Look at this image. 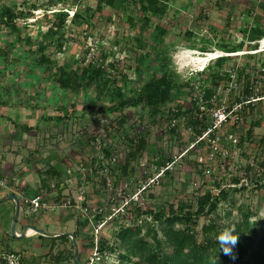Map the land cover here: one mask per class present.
Here are the masks:
<instances>
[{
  "label": "trees",
  "instance_id": "16d2710c",
  "mask_svg": "<svg viewBox=\"0 0 264 264\" xmlns=\"http://www.w3.org/2000/svg\"><path fill=\"white\" fill-rule=\"evenodd\" d=\"M51 1L53 0H44V15L40 19L29 23L28 18L33 17L35 6L29 8V11H25L26 9L21 5L19 6V4L17 5L15 1L10 3L7 0H2L3 5L0 8L2 35L3 37L6 35L10 37L6 38L8 40L4 42L5 47H0V61L2 63L12 66L24 65L28 70L25 77L31 81L32 87L40 86L43 83H51L53 86L58 85L63 90L64 97L68 94L70 99L73 98L74 100L77 97L81 98L83 93L86 101H89L93 95L98 96L101 98L99 104H89L86 107L95 109V115H99L103 111L118 112L119 115L114 126L115 135L123 130L128 118L125 114L127 108L142 107L148 109L149 114L155 117L164 115L162 113L165 107L170 104L172 106H169L167 115L171 126L170 130L173 133L181 126L182 118H185L186 124L191 125L198 135L203 134L207 128V123H211V120L207 119L205 113L203 119H200L201 106L212 107V97L218 94L220 86L223 85L226 89L229 85H232L231 74L235 70H226L227 68H225V63L230 56H219L212 61H215L214 63L211 62L214 65L210 63L203 70L184 76L183 73L178 72L172 66L173 55H170V49L174 47L175 42L173 41L170 44L165 42L169 30L167 25L162 24L156 25L152 40H148L151 44L145 42L146 40L144 41L140 36H136L140 53L131 68L135 78H132L128 72L123 70L122 61L115 58L113 51L101 50L99 52L100 58L96 56V58L89 59L88 54L82 59L75 57L74 66L68 65L66 62L58 60L57 56H51L48 53L52 45L57 48V53H65L70 42L66 35L68 28L71 27V30H73L72 26L75 28H94L93 18L98 13L101 14L107 7H121L126 2L138 7L141 16L138 19L135 18L136 20L132 16L128 19L130 25L136 30L140 29L141 32L150 25L153 19L162 20L168 16L171 7H173L171 0H95L94 6L85 5L86 0H57V2H54V6L50 4ZM63 1L67 3L61 9L47 12L48 9L51 10ZM23 5L25 6V4ZM74 7L76 8L71 16L70 10ZM180 10L183 11V8H179ZM30 29L37 31V38L31 34ZM241 31L244 32V37L249 40L250 44L264 38V26L262 24L255 27L246 25L242 27ZM186 34L190 42L183 45H187V48L195 49L197 43L194 42H207L205 37L198 38L195 36L192 30H185L183 35ZM11 36L14 39H11ZM244 41L243 38L239 46L232 48L225 42L220 43L218 46L219 49L225 52H237L244 47ZM255 45L257 48L258 44ZM27 46L29 48H26ZM101 46L102 44L97 41V50H100ZM214 66L218 69L213 68ZM242 71L239 70L240 75H242ZM20 72H12L9 76L2 74L0 75V82L6 77L10 79L11 83L15 79L21 80L23 76L20 75ZM250 75H248V79L243 85L240 81L241 78H238L237 82L235 81L236 87L230 91V97L233 100L230 101L232 102L231 105L244 103L243 108L238 111L239 118L230 127V133L237 134L238 126L242 122H247L248 114H251L257 106L256 102L264 101V91L256 90L258 80L256 78L251 79ZM26 82L29 83V81ZM15 83L18 84L16 81ZM19 86H22V84H19ZM10 88L12 87L10 86ZM76 103L77 101L72 105V111H75ZM262 120V118H259L251 124L246 133L249 139L254 129L263 124L264 121ZM227 124H224V126ZM105 135H93L90 141H100L99 150L112 161L115 148L108 144L109 138ZM147 137V133L142 130H139L137 138L129 137L131 146L129 152H127L126 160L122 164L116 158V169L126 171L130 167V170L134 171L135 167L131 166V160L135 159L137 154L142 153L147 147ZM211 137L214 138L215 135L213 134ZM238 137L237 147L242 145L244 135ZM191 139L196 140V137ZM233 146L230 144L229 148L233 150ZM205 149V143L199 142L185 154H181L182 156L161 158L160 162L156 164L159 166L168 164L170 167L165 170V175L161 177L160 182L164 177L171 175V168L179 159H188L187 155L193 152L198 153L199 157L197 159H200ZM245 155L249 156V153ZM216 156L223 157L224 160H231L230 156H223L222 151H218ZM189 161L195 164L196 167H201L200 172L202 173V169L205 167L204 162L192 159ZM99 166L102 168L100 160ZM245 168L246 182H242V177L236 175L233 176V182L228 186H222V184L216 182L219 187L216 190L199 186L196 196L181 199L178 206L175 203H169L168 210L161 208L159 211H154L144 207L142 203L132 202L122 214L123 218L131 214L134 223L128 225L124 221L126 225L119 229L112 241L100 237L99 250L102 261L98 264L110 262L107 261V258L114 253L117 254L118 259L116 264H264V219L257 217L258 213L249 203H244L238 207L237 210L241 213V218L233 225L223 224L221 222L223 217L218 214L220 205L226 201V197L229 196L232 190L236 192L247 190L250 188V183H255L258 189L264 188V156H254L251 161L247 162ZM98 171V168H93L85 175L92 179V173ZM102 186L105 190L108 189L105 177ZM82 189L86 197L87 190ZM91 190L92 193L100 191L95 186ZM85 204L87 205V198ZM231 204L235 206L236 202L232 200ZM89 205L91 206V204ZM99 209H102V207H99ZM212 214H215L214 218L205 223L199 231L197 227L201 218L203 216L209 217ZM231 215V212H227L226 218L231 217ZM95 216L96 219H101L102 212H97ZM89 224L88 219H86L84 225ZM226 226L234 228L236 234H238L231 255H225L222 251H219L216 243L218 232ZM75 235L77 236V233ZM61 238L71 241L69 256L71 259H75L73 240L67 235H63ZM88 247L91 254L85 264H89L93 253L94 241L92 237ZM67 254L68 252L65 251L59 252L58 255L54 256L53 261L60 262L68 259Z\"/></svg>",
  "mask_w": 264,
  "mask_h": 264
},
{
  "label": "rangeland",
  "instance_id": "374dc122",
  "mask_svg": "<svg viewBox=\"0 0 264 264\" xmlns=\"http://www.w3.org/2000/svg\"><path fill=\"white\" fill-rule=\"evenodd\" d=\"M7 1H15L17 5L19 4V6L21 5L23 7V4H25V11H29V8H34L35 6V10H38V14L34 15L36 20L43 16L42 8L44 6V0ZM54 2H57V0L51 1L50 4L54 6ZM66 3V1L59 3L58 6L54 7V10L57 11L61 9ZM1 4L2 0H0V5ZM85 5L94 6L95 0H86ZM171 5L173 7H171L167 17L162 20L153 19L150 25L141 30V32L140 29H134L130 25L128 19L130 16H132L133 19H138L139 16H141L138 7L130 5L128 2L121 7H107L101 14L98 13L93 18L92 22L95 25L94 28H75L74 26H72L73 30H71V27L68 28L66 35L70 42L68 43L69 47L65 53H57L55 45H52L48 53L51 56H57L58 60H62L68 65L74 66L75 57L82 59L88 54L87 57L89 59H93V57L96 58V56L100 58L99 52H101V50L108 52L113 51L115 58L122 61L121 66L123 70L128 72L132 78H135L131 68L134 66L136 58L140 53L136 36H140L144 41L146 40L145 42L151 44L148 40H152L151 38L154 35L156 25L162 24L165 26L167 25L169 30L165 42L167 44L173 41L175 42L173 45L174 47L170 49V55H173L172 66L173 68L175 67L178 72L183 73L184 76L192 72L203 70L209 62L211 63L213 60L217 59L219 55L229 54V60L225 63L226 70H235V76L241 78L240 81L242 85L246 83L248 75L251 74V79L256 78L259 81L256 90H260L261 92L264 91V71L261 70V67L264 66V38L250 44L249 40L244 37V32L241 31L242 27L246 25L255 27L258 24H262V26H264V0H205L201 2L196 0H171ZM186 6L188 8H185ZM75 8L76 7L70 10L72 12L71 14H73ZM179 8H183V11H179ZM34 21L35 20H28L29 23ZM185 30H192L198 38L205 37L207 42H194L197 43L195 49L187 48V45L183 44L190 41L187 34L183 35ZM31 34L37 38V31H32ZM243 38L245 44L240 51L225 52L219 49L218 45L220 43L223 44V42L231 48L239 46ZM97 41L102 44L100 50H97ZM191 44L193 45V43ZM255 44H258L257 48ZM192 45L190 46L193 47ZM180 46L186 49L183 57H177L176 55V49ZM215 56L217 57L215 58ZM213 68L218 69L216 66ZM239 70H243L241 72L242 75H240ZM260 71L262 72L260 73ZM207 85L209 86V84ZM95 97L93 95L91 100ZM95 99L97 100L96 102H100L101 100L98 96ZM231 101L233 100L231 99ZM256 105L253 112L248 114L247 122H242L238 126L240 129L237 127V139L239 135H244L242 145L235 147L233 150L224 147L222 144L218 145L220 149L223 148L224 154L228 151L227 155L230 156L231 160H224L223 157L217 156L211 157V153H215L216 151L213 146H210L211 143L209 147L207 146L208 149L206 148L203 150V154H201L204 156L206 155L203 157V160L197 159L199 154L196 152L188 154V159H179L177 163L172 166L171 175L164 177L160 184L150 188L148 193L145 194L142 199L144 207H148L154 211H159L161 208H166L168 210L167 207L169 203H175V205L178 206L181 203V199L196 196L199 186L216 190L219 188L216 182L222 184V186H228V184L233 182V176L236 175L242 177V182H246L245 167L247 162L251 161L254 156H264V122L261 126L254 129L250 139L246 134L253 122L257 121L259 118H262V121H264V101L260 103L256 102ZM169 106H172V104L165 107L162 113L164 115H157L155 117L149 114L148 109L142 107L127 108L125 114H127L128 118L123 130H121L120 133H116V135L114 134V126L117 116L119 115L118 112L103 111L99 115H95V109H90L87 116H83V113L79 110L77 114L78 117H76V119L73 118L68 123V135L64 137L65 141L62 142L65 154H68L69 157L72 156L75 160L80 162L75 166V169L81 174L80 177L89 181H85V184L94 183L95 187L100 189L99 195L91 196V201L87 200L89 204H95L92 206L95 209L93 212L94 215L101 210L99 207H102V218L105 219L113 212V209L116 210L122 207L123 200L135 194L140 188V182L144 180L143 174L146 169L152 171L153 167L151 165L159 163L161 158H175L184 154L189 144L192 143L193 140L191 138L195 137L196 134L187 128L188 124H186L185 118H182L181 126L175 133L170 130L171 126L167 115L168 109L170 108ZM69 112L72 114L71 111ZM99 118H103L105 121L98 122ZM59 126L58 132L62 130L61 125ZM231 126H233V123L221 127L218 130V134L220 136L227 135V133H230L229 130ZM139 130L147 133L148 145L142 153L137 154L135 159L131 160V166L135 167L134 171H131L130 167L126 171L116 169L117 160L122 164H124L126 160L127 152H129L131 146L129 137L137 138V134L139 136ZM103 134H106L105 136L109 138L108 144H111L112 148H115L113 151V155L117 157L115 162L101 153L98 142L90 141L93 135ZM61 137L63 136L59 135L57 139L60 138V140H62ZM247 153H249V156L245 155ZM94 154L95 158L93 161ZM191 159L204 162L205 167L202 169V173L200 172L201 167H196L195 164L189 161ZM99 160L102 164V168L99 166ZM141 161L145 162L146 166L151 167L145 166L146 168H143L144 166L141 165ZM82 165L86 167L85 171L80 169ZM93 168H98L99 171L93 172L91 176L92 179H89L85 174ZM109 172H112L110 173L112 177V188L105 190L102 186L103 179ZM68 175H72V173H68ZM164 175L165 173L163 176ZM77 180L75 182H77ZM249 185L250 188L247 190L237 192L232 190L229 196L226 197V201L220 205L218 214L223 217V219H221L223 224L233 225L234 222H237L241 218V213L238 212L237 209L244 203H249L258 213L257 217L259 219H264V188H256L255 183H250ZM89 187L91 190V186ZM121 191H125L126 194L119 195ZM111 196H116L115 198H117V200L111 202ZM48 200L51 205L49 198ZM232 200L236 202L235 206L231 204ZM53 207L54 205L52 204V208ZM49 209H44L43 211ZM227 212L232 213L231 217L226 218ZM214 216L215 214L209 217L203 216L197 227L198 230L200 231L203 225L208 223ZM33 217L34 216H29V219ZM82 218L84 221L86 220L83 216ZM254 219H256V217H254ZM106 220V224L100 229V237L111 241L114 240L116 233L122 226L134 223V218L131 214L123 218L122 213L113 219ZM84 226L85 230L83 236L84 240L87 242L92 237L94 230L90 224ZM117 260L116 253L110 254L109 258H107V261L110 262L107 264H116L118 262Z\"/></svg>",
  "mask_w": 264,
  "mask_h": 264
},
{
  "label": "crops",
  "instance_id": "0c3cea01",
  "mask_svg": "<svg viewBox=\"0 0 264 264\" xmlns=\"http://www.w3.org/2000/svg\"><path fill=\"white\" fill-rule=\"evenodd\" d=\"M0 26V47L4 48L6 38L10 37H3L1 23ZM11 39L14 38L11 36ZM19 71L23 76L21 80L15 79L12 84L6 77L0 82V178L6 177L15 187L14 191L0 186V264H7L5 256L10 253L20 255L22 264H78L76 258L69 256L71 241L61 238L67 235L72 239L69 234L75 233L79 261L85 264L90 256V239L84 240V219L78 210L56 207L55 203L64 195L76 194L82 188L87 190L88 201H91V196L100 194L90 190L89 186L92 189L94 183H86L85 186L87 179L80 177L75 169L80 162L65 154L62 145L68 135L67 125L78 117L79 110L87 116L90 108L86 106L99 102H96L95 95L94 99L86 101L84 93L81 98L77 97L78 100L70 99L68 94V98L64 97L63 90L51 83L32 87L31 81L25 77L28 70L24 65L12 66L0 61V75L9 76ZM76 101L75 111H72ZM59 125L62 130L58 132ZM59 135L63 136L62 140L57 139ZM94 158L95 154L93 161ZM70 168L72 175H68ZM21 191L30 197L45 193L54 207L30 214L27 206L23 205ZM12 195L17 196L20 206L15 226L18 203ZM29 216L34 217L29 219ZM62 251L68 252V259L53 261L54 256Z\"/></svg>",
  "mask_w": 264,
  "mask_h": 264
},
{
  "label": "built area",
  "instance_id": "2783aa9c",
  "mask_svg": "<svg viewBox=\"0 0 264 264\" xmlns=\"http://www.w3.org/2000/svg\"><path fill=\"white\" fill-rule=\"evenodd\" d=\"M37 11H38L37 9L36 10L33 9V13H35L34 15L38 14ZM42 11H43L42 14L44 15L45 9L42 8ZM53 11H55L54 8H51V10L48 9L47 12H53ZM34 15H33V17L28 18V20H30V21L36 20ZM72 15L73 14H71V16ZM223 55H229V54H223ZM261 68H262L261 70L264 71V66H262ZM261 72L262 71H260V73ZM231 77H232V80H231L232 85H229V87H227L226 89H224L223 85L220 86V88L218 90V94L213 95L212 100H211L212 105H213L212 107L206 108L203 105L201 106V114L199 115L200 119L201 120L203 119V116L205 113L207 115V119L211 120V123H207V128L203 132V134L198 135V133H196V131H194V129L191 125L187 126V128L190 131H192L196 134V136H195L196 140L192 141V144L190 145V147L187 148L185 153L190 148H192L194 145H196L199 142H204L206 145V148H207V146L209 147V144L211 143L210 146L211 147L213 146L216 150L215 153H211V155H210L211 157H216V153H218V151H222L223 156H228L227 155L228 151H226L224 154L223 148L220 149L218 147V145L222 144L224 147L228 146L227 148H229L230 144H232V145H234L233 148L237 147L236 145L238 143V139H237L235 133H227V135H221V136L218 134V130L221 127H224V124L234 123V121H236L239 118L238 111H240L244 105V103H242V104L236 103L234 105H231L232 102H230L231 101L230 91H231V89L236 87V82L238 80V77L235 76V71L232 72ZM257 82H259V81H257ZM100 121L104 122L105 119L99 118L98 122H100ZM213 134L215 135L214 138L211 137ZM99 142L100 141H98V143ZM205 156L203 155L200 159L203 160V157H205ZM116 158H117L116 156H113L112 161L115 162ZM141 165L144 166L143 168L149 167V166H146V163L143 161H141ZM151 166L153 167L152 171L147 170V169L145 170V172L143 174L144 180L143 181L141 180L140 188L138 189V191L135 194L131 195L129 198H125L123 200V206L120 208H117L116 210L113 209V212L108 217H106L105 219L101 218V220L100 219L94 220V219H96V216L93 214L95 209L92 208L88 202H87V205L85 204L86 203V197H85V193H84L83 189H80L79 192L76 194L64 195L61 199H58L56 201L55 205L57 207L78 210L80 212V214L85 219H88L90 225L93 227V230H94V232H93L94 248H93V253H92V256L90 258L89 264H98L100 261H102V255H101V252L99 250V248H100V229H102L103 225L106 224V222H107L106 219H113V218L117 217L120 213H124L126 207L129 204H131L132 202L142 203V199L144 198L145 194L148 193L150 188L160 184V179L163 176V174L165 173V170L170 167V165H168V164L166 166H159L155 163ZM80 169L82 171H85L86 167H84L82 165ZM151 172H154V173H151ZM68 173L69 174L72 173L71 168L68 170ZM110 173H112V172H109V174H107V176L105 177L106 186L108 189L112 188V177L110 176ZM16 182L18 183L19 181L17 180ZM0 186L5 187V188H11L12 190L15 191V187L12 186L10 184V182L7 181L6 177L0 178ZM16 188H18V187H16ZM21 193H22L23 205L27 206L28 213H30V214H38V213L42 212L44 209L52 208V204L51 205L49 204L48 197L45 193H38L32 197L26 195V192L21 191ZM122 194H126V192L125 191L119 192V195H122ZM115 197L116 196H111V198H112V199H110L111 202L117 200V198H115ZM102 210L103 209L99 210L98 212H101ZM106 257H108V255H106ZM5 260H6L7 264H22V257L16 253H10V254L6 255Z\"/></svg>",
  "mask_w": 264,
  "mask_h": 264
},
{
  "label": "clouds",
  "instance_id": "9594fccd",
  "mask_svg": "<svg viewBox=\"0 0 264 264\" xmlns=\"http://www.w3.org/2000/svg\"><path fill=\"white\" fill-rule=\"evenodd\" d=\"M185 51L186 49L183 46H180L179 48H177L176 49L177 57H183V54ZM237 239H238V234H236V230L234 228L227 227V226L222 228L218 232V238L216 241L218 245V250L222 251L225 255H231L232 249L235 246Z\"/></svg>",
  "mask_w": 264,
  "mask_h": 264
},
{
  "label": "water",
  "instance_id": "95a60500",
  "mask_svg": "<svg viewBox=\"0 0 264 264\" xmlns=\"http://www.w3.org/2000/svg\"><path fill=\"white\" fill-rule=\"evenodd\" d=\"M11 197L13 199H15L16 202L18 203V205H17V211H16V216H15V222H14V226H15V223H16L17 218H18V215H19L20 206H19V201H18L17 196L16 195H12ZM13 234H15L14 231H13ZM69 235H71V237L73 239V243H74V247H75V258H76V261H77L78 264H81V262L79 261V257H78V248H77V242H76V239H75V235L74 234H69Z\"/></svg>",
  "mask_w": 264,
  "mask_h": 264
},
{
  "label": "bare ground",
  "instance_id": "6f19581e",
  "mask_svg": "<svg viewBox=\"0 0 264 264\" xmlns=\"http://www.w3.org/2000/svg\"><path fill=\"white\" fill-rule=\"evenodd\" d=\"M217 56H215V58H216Z\"/></svg>",
  "mask_w": 264,
  "mask_h": 264
}]
</instances>
